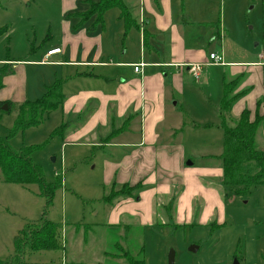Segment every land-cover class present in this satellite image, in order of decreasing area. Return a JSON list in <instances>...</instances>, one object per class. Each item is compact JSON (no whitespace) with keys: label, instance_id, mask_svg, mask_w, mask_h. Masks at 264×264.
<instances>
[{"label":"rangeland","instance_id":"rangeland-1","mask_svg":"<svg viewBox=\"0 0 264 264\" xmlns=\"http://www.w3.org/2000/svg\"><path fill=\"white\" fill-rule=\"evenodd\" d=\"M63 1L0 0V28L7 29L0 36V60L35 59L58 44L62 21L77 27L75 13L87 9L86 1L65 0L73 8L64 15L61 11L65 5ZM159 2L156 0V9ZM167 2L174 22L185 23L187 46H196L207 58L209 53L222 56V66L200 67L197 80L186 74L184 93L178 97L180 106L183 104L186 126L184 143L195 146L197 154L204 149L208 154H216L221 150L222 130L217 111L224 82H232L230 95H241L237 100L244 97L238 101H242L243 109L258 103L259 115L264 118V68H250L251 63L264 65V0ZM151 3L155 4L154 0ZM118 16L119 11L111 9L103 17L107 33L118 35L117 52L121 51L126 36ZM217 26L223 29L221 39ZM94 31L100 33L99 28ZM227 63H234L238 71L233 73L231 64ZM14 116L15 109L0 115V137L7 139L14 151L39 145L31 155L32 161L42 167L46 182L61 180V187L47 207L36 185L0 183V261L6 264H66L70 259L80 260L79 254L76 255L79 252L85 264H110L112 259L109 258L114 255L120 256L119 264H127L126 256H134L144 264H169L168 255L172 251V264H264L263 187H253L245 196L236 195L233 188L221 186L222 191H219L217 170L210 168L213 171L211 185L218 191L219 200L214 201L207 193L209 197L205 203L210 212L205 213L204 223L198 222L204 207V202L199 200L192 203L196 210L188 222L175 223L173 219L168 225L160 226V217L155 215L156 224L133 226L124 237L102 226L107 220L103 213L110 210L102 198L108 197V204L121 198L120 186H103L105 162L114 156L113 150L83 152L79 148H65L63 137L51 136V133L60 123L69 127L73 120H66L59 112L44 116L36 127L9 136ZM229 117L238 118L232 114ZM225 124L233 126L228 120ZM256 147L264 151V121L257 132ZM200 170L204 169L198 167L192 175H200ZM194 178L204 182L202 188L198 187L199 193L204 192L205 183L209 181ZM41 219L61 225L62 251L26 252L15 258L16 234L27 223H37ZM89 222L95 225L89 227ZM191 246L197 250L190 252Z\"/></svg>","mask_w":264,"mask_h":264},{"label":"crops","instance_id":"crops-1","mask_svg":"<svg viewBox=\"0 0 264 264\" xmlns=\"http://www.w3.org/2000/svg\"><path fill=\"white\" fill-rule=\"evenodd\" d=\"M123 1L136 27L125 33L121 51L117 52L118 35L110 36L105 22L103 27L96 25L91 29L93 18L78 27L62 21L58 44L35 59L0 60V66L7 63L10 67L2 79L0 102L13 105L33 102L55 81L62 82L64 99L54 112L73 120L69 127L63 123L61 138L65 148H79L83 152L112 149L114 156L105 162L104 188L111 184L139 187L136 198L121 197L107 203L110 210L103 213L107 218L103 227L126 237L133 226L156 224L155 215L160 217V226L168 225L173 219L175 223L188 222L196 210L192 203L199 200L204 202V207L198 222L204 223L205 213L210 212L205 203L209 194L214 201L219 200L218 191L211 185L213 171L210 168L217 170L218 189L222 191L219 160L222 146L216 154H208L207 149L197 154L195 146L184 143L186 126L183 104L180 106L178 97L184 93L186 74L193 78L190 66H206L207 55L196 46L185 44V23L174 22L167 0H160L158 9L156 0L155 4L151 0ZM63 2L64 15L65 11H72L73 5ZM122 26L124 30L123 22ZM98 28L100 33L95 34ZM218 30L221 36L222 27ZM52 49L60 51L45 58ZM7 59L10 61H5ZM138 63L146 64L141 77L133 72V65ZM227 64H231L233 73L238 71L234 63ZM251 64L253 70L264 68L257 65L259 63ZM242 98L233 103L230 112L233 116H239L244 110L242 101L238 102ZM255 107L256 103L247 110L253 112ZM219 125L221 127L220 118ZM198 167L204 170H200V175H192ZM194 177L209 181L205 183L204 192L198 190L203 181ZM89 223V227L95 225ZM78 254L80 260L68 262L85 264ZM109 259H112L110 264L121 261L119 255Z\"/></svg>","mask_w":264,"mask_h":264},{"label":"trees","instance_id":"trees-1","mask_svg":"<svg viewBox=\"0 0 264 264\" xmlns=\"http://www.w3.org/2000/svg\"><path fill=\"white\" fill-rule=\"evenodd\" d=\"M87 10L75 13L78 19L77 27L93 18L91 29L96 25L103 27L104 14L111 9L119 11V19L123 22L124 32L136 27V22L132 19L123 0H87ZM6 27L0 28V36L6 33ZM144 43L147 39L143 35ZM10 61V60H5ZM10 71L9 64L0 66V88L3 77ZM61 81H55L45 89L41 98L29 102L25 101L19 105L0 102L7 105V111L0 109V115L15 109V116L9 136L23 132L26 129L36 127L43 121L44 116L57 110L63 102ZM232 82L223 83V97L219 104L218 115L221 121L222 130V153L219 160L222 163V175L220 184L223 189L233 188L236 195L245 196L249 194L253 187L264 188V151L256 147V136L258 129L264 121L259 115L258 103L255 107L253 117L251 112L244 109L237 119L230 118L231 107L235 99L241 95H230ZM230 121L233 126L228 127L225 121ZM64 124L60 123L51 133V136H61L64 131ZM39 148V145L23 147L14 151L8 140L0 137V183L17 184L21 186L36 185L38 195L46 200V206H50L56 190L61 187V180L55 183L46 182L42 167L32 161V153ZM60 179L59 176H57ZM122 198H136L139 187L121 186ZM108 198V197H106ZM105 197L102 202L108 203ZM264 199V195H263ZM110 204V203H109ZM62 227L58 223L41 219L37 223H27L14 238L15 258L22 256L26 252L38 251H62ZM126 255V254H125ZM127 264H144L143 260L134 256L126 258ZM0 264H6L0 261ZM77 264V263H66Z\"/></svg>","mask_w":264,"mask_h":264},{"label":"built area","instance_id":"built-area-1","mask_svg":"<svg viewBox=\"0 0 264 264\" xmlns=\"http://www.w3.org/2000/svg\"><path fill=\"white\" fill-rule=\"evenodd\" d=\"M220 39H221V36H220ZM59 51H60L59 49L49 50L46 53V57L45 58H47L48 56L57 54V53H59ZM208 60H209V63H207L206 66H210V65L222 66L223 65V61H222V56L221 55H217L215 53H210L209 56H208ZM43 63H45V62L43 61ZM145 66H146L145 63L134 64L133 65V72L136 73V74H139L140 77H141L142 68L145 67ZM161 66H169V65H161ZM200 67H201V65H197V64H194V65L190 66V71L192 72L193 78L195 80H197L198 77H199Z\"/></svg>","mask_w":264,"mask_h":264},{"label":"water","instance_id":"water-1","mask_svg":"<svg viewBox=\"0 0 264 264\" xmlns=\"http://www.w3.org/2000/svg\"><path fill=\"white\" fill-rule=\"evenodd\" d=\"M0 109H1V111L6 112L7 111V105L6 104H3ZM196 250H197V247H195V246H191L189 248V251L190 252H195ZM173 258H174V253L171 251L169 253V255H168V262H169V264H172L173 263Z\"/></svg>","mask_w":264,"mask_h":264}]
</instances>
